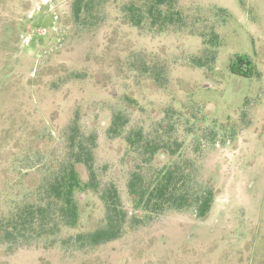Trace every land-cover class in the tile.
<instances>
[{
  "label": "rangeland",
  "instance_id": "obj_1",
  "mask_svg": "<svg viewBox=\"0 0 264 264\" xmlns=\"http://www.w3.org/2000/svg\"><path fill=\"white\" fill-rule=\"evenodd\" d=\"M73 1L0 0V218L64 157L78 120L97 135L101 180L118 184L142 223L86 252L44 241L10 255L3 248L0 264H264V0H177L181 18L160 28L129 23L124 6L144 0H100L95 16L78 21ZM213 31L215 48L205 44ZM212 51L211 68L192 63ZM242 55L254 63L251 76L230 70ZM117 112L199 162L216 193L206 218L134 210L126 186L136 158L124 137L106 132ZM169 159L159 153L156 163ZM78 196L81 222L65 237L103 218L97 195Z\"/></svg>",
  "mask_w": 264,
  "mask_h": 264
},
{
  "label": "trees",
  "instance_id": "obj_2",
  "mask_svg": "<svg viewBox=\"0 0 264 264\" xmlns=\"http://www.w3.org/2000/svg\"><path fill=\"white\" fill-rule=\"evenodd\" d=\"M176 2H130L126 3L124 10L133 26L140 27L145 22L151 28L167 27L181 18L179 10H175ZM99 4L100 0H74V18L78 21L89 13L95 16ZM205 39L207 47L220 45L219 35L214 31ZM213 51L210 57H192V63L211 68L216 56ZM253 64L249 56H237L231 62L230 70L240 76H251L255 69ZM128 126L125 114L117 112L106 132L111 139L124 137L127 149L136 158L126 186L134 210L141 209L149 216L163 215L171 210L193 211L198 219L206 218L214 205L216 193L215 187L203 180L199 162L180 153L181 142L178 140L171 142L158 132L148 133L143 128ZM82 128L78 120H74L66 130L64 157L49 166L30 198L18 203L11 214L0 218V250L4 248L10 255L21 247L44 241L49 247L60 242L65 250L86 252L123 237L127 228L142 223L140 217L124 207L118 184L101 180L96 168L97 135ZM159 153L168 154L169 161L163 165L156 163ZM79 166L86 169L87 180ZM88 191L103 202L101 222L92 230L63 236L64 229L78 228L82 216L78 193Z\"/></svg>",
  "mask_w": 264,
  "mask_h": 264
}]
</instances>
